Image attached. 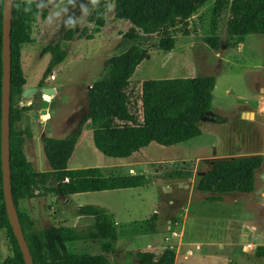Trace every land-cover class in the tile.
<instances>
[{"label": "rangeland", "instance_id": "374dc122", "mask_svg": "<svg viewBox=\"0 0 264 264\" xmlns=\"http://www.w3.org/2000/svg\"><path fill=\"white\" fill-rule=\"evenodd\" d=\"M35 1L46 13L31 26L32 42L21 45V68L24 87L37 91L30 99L13 100L15 107L33 105L16 125L31 130V137L24 136L23 142L27 160L36 171L47 170L41 138L80 131L68 168L98 166L105 174L143 173L150 180L134 188L68 196L40 192L19 200L18 209L29 214L37 228L65 223L85 229L93 218L77 220L76 208L87 204L105 208L118 225L112 249L104 252L105 240L97 239L68 243L67 250L103 254L111 264H135L134 256L125 254L128 250L159 254L166 246L175 250L174 264H264V254L257 249L264 246V165L256 171L251 193H226L222 201L209 202L204 199L207 194L196 189L199 177L216 160L264 154V34L230 37L226 16L212 34L214 0H207L186 25L177 22L172 30L174 46L163 50L157 46L159 35L123 36L130 27L141 32V25L117 18L114 0ZM102 3L104 25L99 26L89 16ZM184 30L189 34L183 35ZM135 42L148 48L149 58L137 65L130 80L212 75V107L201 118L199 135L173 146L151 142L132 156L114 158L93 144L90 123L84 120L87 88L100 78L111 56ZM54 44L66 50V57L49 71L50 54L43 48ZM41 87H52L55 93H42ZM241 111L252 115L244 117ZM10 255L5 230L0 229V263Z\"/></svg>", "mask_w": 264, "mask_h": 264}, {"label": "trees", "instance_id": "16d2710c", "mask_svg": "<svg viewBox=\"0 0 264 264\" xmlns=\"http://www.w3.org/2000/svg\"><path fill=\"white\" fill-rule=\"evenodd\" d=\"M207 0H114V15L141 25V32L130 27L123 34L128 39H144L159 35L158 48L174 46L173 28L177 22L190 20ZM104 4L95 5L89 20L104 25ZM35 0H13L10 31V179L11 191L19 222L34 264H111L108 256L69 253L67 244L79 240H105L103 251L112 248L117 239L118 225L113 215L103 207L91 204L76 208L78 215L90 216L93 223L85 229L65 225L37 228L35 220L18 209V201L41 193L68 196L83 192L134 188L147 184L143 174H105L98 166L68 168L67 163L79 139L80 131L62 137L43 136L42 150L48 169L36 171L23 151L24 136L31 130L17 128L23 111L33 109L32 103L13 106L15 97H22L25 77L21 68V45L32 42L31 26L39 15L45 16ZM226 16L225 31L230 37L264 34V0H214L210 30L220 28ZM2 18L0 0V121L2 77ZM70 32L67 35L70 37ZM183 35L189 31L184 30ZM217 46L216 41L212 43ZM50 54L49 71L66 57L59 44L43 48ZM149 58V50L141 42L132 43L124 51L111 56L100 78L87 88L89 121L94 146L104 155L127 158L151 142L173 146L200 134L202 116L212 107L215 78L212 75L193 77L130 80L137 65ZM48 71V72H49ZM46 74V73H45ZM264 165V154H249L216 160L198 179L196 189L207 194L209 202L222 201V194L251 193L255 189L256 171ZM154 217V215H153ZM0 229L5 230L11 255L0 264H24L22 253L9 224L2 190L0 159ZM138 231V230H133ZM264 254V246L257 247ZM138 264H174L176 253L166 246L156 254L151 251H127Z\"/></svg>", "mask_w": 264, "mask_h": 264}, {"label": "water", "instance_id": "95a60500", "mask_svg": "<svg viewBox=\"0 0 264 264\" xmlns=\"http://www.w3.org/2000/svg\"><path fill=\"white\" fill-rule=\"evenodd\" d=\"M13 0H3V18H2V77H1V121H0V159L2 171V190L6 215L11 226L12 232L17 240L18 246L22 253L24 264H34L28 244L25 240L15 206L10 179V150H9V131H10V73H11V49H10V31L12 18ZM36 87H24L22 97L30 99ZM42 93L54 94L55 89L52 87H41ZM251 112H244V117H250ZM203 174V173H202Z\"/></svg>", "mask_w": 264, "mask_h": 264}, {"label": "crops", "instance_id": "0c3cea01", "mask_svg": "<svg viewBox=\"0 0 264 264\" xmlns=\"http://www.w3.org/2000/svg\"><path fill=\"white\" fill-rule=\"evenodd\" d=\"M241 112H243L244 113V111H241ZM254 114H255V112H253ZM132 156V155H131ZM102 169V168H101ZM82 216H84V215H78L77 213H76V218H77V220L79 219V218H82ZM63 225H65V223L63 224ZM65 226H67V225H65ZM72 227H76V225L74 224V225H72ZM80 241V240H79ZM75 242V241H74ZM112 244H113V242H112ZM112 247H113V245H112ZM112 249V248H111ZM128 251H132V250H128ZM104 252H107V251H104ZM126 253H127V251H125ZM125 253V254H126ZM128 255V254H127ZM135 258V257H134ZM136 259V258H135ZM135 264H138V262H137V259H136V263Z\"/></svg>", "mask_w": 264, "mask_h": 264}, {"label": "bare ground", "instance_id": "6f19581e", "mask_svg": "<svg viewBox=\"0 0 264 264\" xmlns=\"http://www.w3.org/2000/svg\"><path fill=\"white\" fill-rule=\"evenodd\" d=\"M45 112V110H42V113H44Z\"/></svg>", "mask_w": 264, "mask_h": 264}]
</instances>
